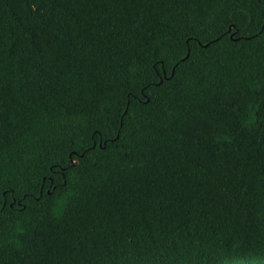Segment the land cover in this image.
<instances>
[{"label": "trees", "instance_id": "16d2710c", "mask_svg": "<svg viewBox=\"0 0 264 264\" xmlns=\"http://www.w3.org/2000/svg\"><path fill=\"white\" fill-rule=\"evenodd\" d=\"M0 189V264H264V0H0Z\"/></svg>", "mask_w": 264, "mask_h": 264}, {"label": "snow or ice", "instance_id": "6c2138e0", "mask_svg": "<svg viewBox=\"0 0 264 264\" xmlns=\"http://www.w3.org/2000/svg\"><path fill=\"white\" fill-rule=\"evenodd\" d=\"M233 26H235V25H233ZM129 103H131V102L129 101ZM66 185H67V179L66 178L60 180L59 182H57V181H55V179H53L50 194L52 192H56L58 188L65 187ZM0 195H3V197H4V201L3 202H0V212H2L3 205H4V203L7 202V192H5L2 189H0Z\"/></svg>", "mask_w": 264, "mask_h": 264}, {"label": "water", "instance_id": "95a60500", "mask_svg": "<svg viewBox=\"0 0 264 264\" xmlns=\"http://www.w3.org/2000/svg\"><path fill=\"white\" fill-rule=\"evenodd\" d=\"M231 28H233V25L231 26ZM238 33V31H236V32H234L233 34H232V37L234 38L235 37V35ZM236 40L238 39V38H235ZM209 44H206L205 46H208Z\"/></svg>", "mask_w": 264, "mask_h": 264}]
</instances>
